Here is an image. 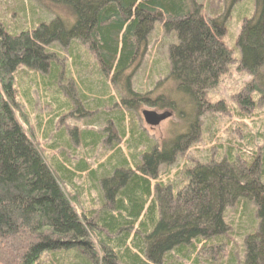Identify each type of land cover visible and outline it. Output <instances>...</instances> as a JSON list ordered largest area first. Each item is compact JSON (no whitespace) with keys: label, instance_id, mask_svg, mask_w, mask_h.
<instances>
[{"label":"trees","instance_id":"obj_1","mask_svg":"<svg viewBox=\"0 0 264 264\" xmlns=\"http://www.w3.org/2000/svg\"><path fill=\"white\" fill-rule=\"evenodd\" d=\"M195 3L0 0V264H264V0L238 15L239 60L227 16ZM156 26L172 34L162 93L132 81ZM233 64L250 80L232 114L208 92ZM145 105L183 135L152 141L128 115ZM215 115L236 118L229 138L195 150Z\"/></svg>","mask_w":264,"mask_h":264},{"label":"rangeland","instance_id":"obj_2","mask_svg":"<svg viewBox=\"0 0 264 264\" xmlns=\"http://www.w3.org/2000/svg\"><path fill=\"white\" fill-rule=\"evenodd\" d=\"M197 4H200L199 7H201L200 12L202 15H211V16H218V15H226V27H227V34L223 39V42L225 46L230 49L233 52V57L235 60L240 59V53L238 49H236V41L238 39L240 30H241V22L238 20V15L240 13H244L247 15L248 19H251L254 15V3L253 0H243L237 4H232L231 0H196ZM249 2L246 4V2ZM195 3V7L197 6ZM12 5V4H11ZM37 4H33L32 6L38 8L36 6ZM246 6V7H245ZM35 10V9H34ZM40 11V9L38 8ZM37 10V11H38ZM35 12V11H34ZM57 14V16L55 15ZM41 15L48 16V20L52 17L56 16L60 19H66L67 16L63 14V12L59 11H48L41 12ZM172 34L171 33H165L164 29L160 26H156L153 28L151 35H149L148 38V47L145 51V54L143 55L142 61L139 64V67L136 71H133V77L132 81L134 84H136L138 87L141 85L149 84L148 88L152 87L153 85L158 86L160 82L163 81V84L161 87H158L159 93L167 92L168 86H162L164 85V82L166 80L165 72L167 71V56H168V47L172 44L171 40ZM173 43H176V40H173ZM237 64H233L229 68V74L221 81L218 88L211 90L208 92V98L210 102H219L223 101L225 103V111L228 113H234L233 110V104L230 101V97L232 95H235L238 93L240 87L242 84L248 80H250V76L244 72V71H238L237 70ZM157 67V68H155ZM153 68L156 69V71H153ZM166 68V71H165ZM161 77V78H160ZM147 87H145L146 89ZM164 90V91H163ZM161 91V92H160ZM143 111H153L157 114L167 113L168 119L160 123L157 127H149L147 126L141 116V113ZM170 111H163L159 110L157 108H153L150 106H143L141 107L136 113L135 112H128V115L131 117V119L134 121H137L141 129L146 133V135L154 142H159L163 138L167 137L170 140H174L177 136V134L183 135L182 130L185 131L184 124L182 126V121L179 119V116H176L175 112ZM230 120L236 121V118L232 115L231 118L228 116H207V118H203V124L201 131L197 133V136L199 140L195 145L197 148L195 150H203L205 146L203 143L206 140V134L207 131H215L217 130L219 133V137L223 142L227 140L229 137L226 134L227 128L230 127ZM74 123L80 128L83 126V122L80 120H75ZM184 123V122H183ZM67 127L72 126V122L70 119H68V122L65 123ZM183 141H181L182 143ZM194 149L192 148H186L182 152V158L177 159L173 162V164L167 168H169V172H174L178 168L183 167L184 165H187L189 163L190 158H193L195 154L193 153ZM194 150V152H196ZM166 170L165 166H161L158 170V175L163 176L168 172ZM94 194V193H93ZM248 229V228H247ZM249 230V229H248ZM231 236V234L229 233ZM231 238V237H230ZM237 242L239 241L236 239ZM237 245V244H236ZM240 248V247H239ZM234 250V247H232ZM240 249L238 254L240 253ZM242 256L238 257V260L241 259ZM167 261L164 259L163 263H166ZM237 264H240L237 263Z\"/></svg>","mask_w":264,"mask_h":264},{"label":"water","instance_id":"obj_3","mask_svg":"<svg viewBox=\"0 0 264 264\" xmlns=\"http://www.w3.org/2000/svg\"><path fill=\"white\" fill-rule=\"evenodd\" d=\"M141 116L144 123L151 128L157 127L160 123L168 119L167 113H162L159 115L153 111H143Z\"/></svg>","mask_w":264,"mask_h":264}]
</instances>
